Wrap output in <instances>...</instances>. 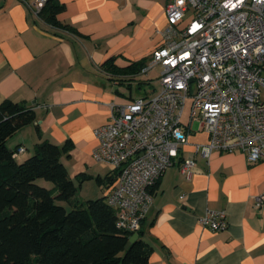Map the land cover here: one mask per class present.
<instances>
[{
  "label": "crops",
  "instance_id": "0c3cea01",
  "mask_svg": "<svg viewBox=\"0 0 264 264\" xmlns=\"http://www.w3.org/2000/svg\"><path fill=\"white\" fill-rule=\"evenodd\" d=\"M49 1L64 5L56 16L60 28L19 0H0V104L22 102L36 114L35 124L22 127L6 147H22L15 159L22 163L39 142L69 140L73 148L61 161L71 180L77 185L87 174L95 184L109 171L92 159L93 133L108 123L111 104L136 98L131 88L145 82L149 73L122 70L148 61L160 46L167 0ZM189 130L181 158L194 159L193 175L187 179L177 163L152 188L141 230L153 249L147 264H264V160L247 164L239 152H213L207 160L194 146L208 143V134L193 124ZM97 187L94 198H105L108 186ZM207 211L224 213V230L199 224Z\"/></svg>",
  "mask_w": 264,
  "mask_h": 264
},
{
  "label": "built area",
  "instance_id": "2783aa9c",
  "mask_svg": "<svg viewBox=\"0 0 264 264\" xmlns=\"http://www.w3.org/2000/svg\"><path fill=\"white\" fill-rule=\"evenodd\" d=\"M19 1L36 18L48 2ZM164 7L162 41L140 69V75L160 70L158 93L111 104L108 123L93 133L92 159L115 175L105 202L116 212L117 227L131 234L140 230L151 190L168 168L179 163L183 176L193 175L194 159L181 158L193 122L208 134L194 154L208 160L213 152H239L247 164L264 160V0H167ZM14 150L15 158L25 152ZM223 215L207 211L198 221L221 231Z\"/></svg>",
  "mask_w": 264,
  "mask_h": 264
},
{
  "label": "trees",
  "instance_id": "16d2710c",
  "mask_svg": "<svg viewBox=\"0 0 264 264\" xmlns=\"http://www.w3.org/2000/svg\"><path fill=\"white\" fill-rule=\"evenodd\" d=\"M63 10V4L48 0L41 15L60 28L56 16ZM146 63H132L122 71L139 72ZM33 111L22 102L0 104V264H147L153 249L142 239L145 220L138 239L125 249L132 234L117 227L116 212L104 197L76 201L78 188L61 161L69 157L71 141L61 146L39 142L33 155L16 162L6 141L35 124ZM90 179L80 174L77 184ZM38 180L53 187L38 186ZM114 180L112 174L94 179L97 186H110Z\"/></svg>",
  "mask_w": 264,
  "mask_h": 264
},
{
  "label": "rangeland",
  "instance_id": "374dc122",
  "mask_svg": "<svg viewBox=\"0 0 264 264\" xmlns=\"http://www.w3.org/2000/svg\"><path fill=\"white\" fill-rule=\"evenodd\" d=\"M159 69H155L153 70L152 72H150L148 74V76H146L144 79V83L143 85L141 86V88L138 87L137 84L133 85V87L131 88L130 90V94L132 95V97H136V98H139V97H151L153 96L154 94L158 93L159 91ZM126 90V93H128V89L125 88ZM134 98V99H136ZM192 103V100L191 99H188L186 104L184 105L185 106V111H184V116H183V119H182V122L183 124L187 123L188 122V116H189V113H190V105ZM198 127V121L196 122H193V130H195L196 128ZM98 164V163H97ZM102 165V164H100ZM102 166H105V165H102ZM105 168H107L106 171H109L110 169L105 166ZM85 185H84V188L82 191H80V188L78 186V184L76 185L78 190H77V194L75 196V199L76 201H78L79 203H84L87 201V199H91V200H94L95 195L97 193V190H98V187L96 184H94L93 182H84ZM37 184L38 186H41V187H44L46 189H51L53 187V185H51V183L49 184L48 182L46 181H43V180H38L37 181ZM63 206H67L66 204L64 203H59Z\"/></svg>",
  "mask_w": 264,
  "mask_h": 264
},
{
  "label": "water",
  "instance_id": "95a60500",
  "mask_svg": "<svg viewBox=\"0 0 264 264\" xmlns=\"http://www.w3.org/2000/svg\"><path fill=\"white\" fill-rule=\"evenodd\" d=\"M30 106V104H29ZM138 239V234H132L131 238L129 239V242L127 244H125V249H128L129 246L131 245L130 243H133L134 241H136Z\"/></svg>",
  "mask_w": 264,
  "mask_h": 264
}]
</instances>
